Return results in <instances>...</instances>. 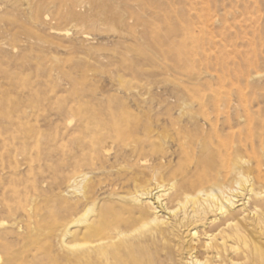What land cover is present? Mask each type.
Listing matches in <instances>:
<instances>
[{
    "label": "rangeland",
    "instance_id": "rangeland-1",
    "mask_svg": "<svg viewBox=\"0 0 264 264\" xmlns=\"http://www.w3.org/2000/svg\"><path fill=\"white\" fill-rule=\"evenodd\" d=\"M203 115L264 160V0H0V264H107L102 241L119 264H264L228 232L210 241L215 215L173 214L180 187L190 211L236 187L230 161L190 173ZM242 160L252 191L232 209L264 252L246 205L264 186Z\"/></svg>",
    "mask_w": 264,
    "mask_h": 264
},
{
    "label": "bare ground",
    "instance_id": "bare-ground-1",
    "mask_svg": "<svg viewBox=\"0 0 264 264\" xmlns=\"http://www.w3.org/2000/svg\"><path fill=\"white\" fill-rule=\"evenodd\" d=\"M203 117H204L203 118V124H204V126H206L207 131H206V136L201 140V145L198 147L200 148V150H202L204 153H207L208 155L204 160H202V157L196 158V163L194 164L193 168L190 169V170H192V171H190V173H196V172L199 173L200 170H203L205 168L202 166L212 165L213 162L214 163H216V162L227 163V161L228 162L230 161V163H232L233 172H234V175L236 178V187H235V189H234V187H229V186H226L225 188H222V189L217 188L216 190L212 191L215 193H211V194L210 193L204 194L202 192L201 193L202 195L200 194V197L202 199L200 201H198L197 203H195L196 204L195 206H197V207L196 208L193 207V209L191 211H190V209L192 207L189 206L190 202L188 200L181 201L182 194L180 192L182 191L181 189H183V188L180 187V189L176 190L171 197V199L174 201L176 199H178L177 200L178 201V208L173 212V214L175 216L178 212H180L182 214V217H183L182 221L186 220V222H187V224L185 222V227L192 226L194 223L200 222V220H196V218H197L196 214H198L199 212L204 215L202 217H205L207 215L206 218H208V216L212 217L213 215H215L216 216L215 220L210 222L212 224H209V225H212L211 228L209 229L208 232H205V236H207V238L210 239V241L212 240V238H214V236L209 235V234H215V232L217 234H219L222 237V239L223 238L228 239L227 241H229V238H227L228 236L226 235V233L228 232V233L232 234L233 238L237 239V242L240 241L241 245L243 244L246 246L247 250L251 249V251H253L255 253V256H257L260 261H263L264 260L263 250H261V247L258 244L256 245V244L252 243V240L250 239V235L252 236L254 234L249 233V235H248L249 231L247 232V230H246L247 226H245V223L248 219L247 220L245 219L244 211L237 213L232 209V208H234V206L237 202H241V201H236V199L244 197L245 192L248 193V191H249V193H250L252 191V190H246V189L241 188V186L244 185L245 183H247V184L249 183V180H248L249 175L247 174L248 175L247 176L246 172L243 169L245 162H243L242 158L244 157V155H251L255 159L254 170H256V173H257V175L255 176V180L264 186V160H263L262 156L259 155L260 150L256 149L253 145L249 146L247 143H243V142H239V144L237 146H233L232 142H227L226 138L222 135V131L217 124L212 123V121L208 117H206V115H203ZM229 129L231 130L232 127H230ZM232 136H234L233 133H232ZM188 143H189V141H183L182 142V151H183L182 153L185 155H187L190 152L189 148H193ZM194 144L198 145L195 143V141H194V143H192V145L194 146ZM262 144L260 146H262ZM263 147H264V145L261 147V150L263 149ZM254 170H252V171H254ZM250 175H251V173H250ZM243 182H245V183L242 184ZM247 184H245V185H247ZM143 195H149V194H143ZM251 196L253 198H249L246 205L249 204V202L251 203L252 200H254V203L250 204L249 212H250V214L251 213L256 214L255 224H258V226H259L264 221V198H263L264 196L262 197V194H254V195L252 194ZM161 197L162 196H159V198H157V199L159 200ZM244 200H247V198L245 197ZM245 207H248V206H245ZM243 209H245V208H243ZM195 210L198 212H196ZM155 216H157V215H155ZM200 216H201V214H200ZM218 217H220V218L218 219ZM157 218H159V217L157 216ZM157 218L152 217L151 223H150L151 225H154L157 228H160L159 230H157L156 236L153 237L154 239H157L159 237H163L165 234L164 228L160 227V224H162V223H160ZM198 218H199V216H198ZM206 218L202 219V220H206ZM194 219L196 221H194ZM201 223H203V222H201ZM258 226H256V227H258ZM261 226H263V225H261ZM260 228L264 229V226L260 227ZM196 234L197 233L195 232L194 236ZM119 235H121V234H118V236ZM233 238H231V239L233 240ZM213 240H215V239H213ZM102 242H100L98 244L99 247L97 250L98 251L97 255L101 259V261L106 262L107 264H119L123 259L122 258L123 255H121V250L117 247L116 243L114 245H112V243H111L110 247H108V246L102 247L103 246ZM231 243H233V242H231ZM147 245H148L147 243H142L141 245H138V246L135 244L127 245L126 251L129 253L130 260L133 261L134 263L139 262V260L141 259L140 254L143 253L142 251H145ZM213 245H212V247H213ZM209 246H211V244ZM226 246H227V244H226ZM212 247H207V248H209V250H210V248H212ZM242 250H241V252H242ZM14 252H15V250H14ZM143 254H145V252ZM246 254H247V252H246ZM194 264H200V263L195 261Z\"/></svg>",
    "mask_w": 264,
    "mask_h": 264
}]
</instances>
